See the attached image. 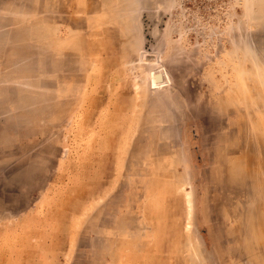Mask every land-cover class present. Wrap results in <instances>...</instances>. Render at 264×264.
<instances>
[{
	"label": "rangeland",
	"instance_id": "1",
	"mask_svg": "<svg viewBox=\"0 0 264 264\" xmlns=\"http://www.w3.org/2000/svg\"><path fill=\"white\" fill-rule=\"evenodd\" d=\"M0 264H264V0H0Z\"/></svg>",
	"mask_w": 264,
	"mask_h": 264
}]
</instances>
